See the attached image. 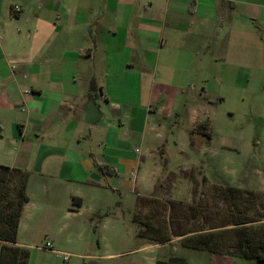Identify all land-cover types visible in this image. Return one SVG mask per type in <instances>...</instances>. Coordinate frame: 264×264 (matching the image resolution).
I'll return each mask as SVG.
<instances>
[{"label":"crops","instance_id":"crops-1","mask_svg":"<svg viewBox=\"0 0 264 264\" xmlns=\"http://www.w3.org/2000/svg\"><path fill=\"white\" fill-rule=\"evenodd\" d=\"M236 73L264 74V0H0V167L29 174L16 244L29 264H108L135 236L155 264L172 241L108 211L129 197L138 227L139 197L175 173L169 145L210 143L194 132L212 133L208 85Z\"/></svg>","mask_w":264,"mask_h":264},{"label":"rangeland","instance_id":"rangeland-1","mask_svg":"<svg viewBox=\"0 0 264 264\" xmlns=\"http://www.w3.org/2000/svg\"><path fill=\"white\" fill-rule=\"evenodd\" d=\"M208 87L214 88L221 96L210 101L208 110L212 140L206 147L202 145L195 147L197 142L193 138L192 148L186 149L185 153H180L171 143L168 148L167 169L169 172L175 171V174H166L161 181L165 187L150 201L144 200L143 207L137 210L145 220H148L145 214H150V222L156 227L167 226L166 233L183 232V226L186 225L183 223V205L184 211L192 206L202 209L208 217L206 220L209 224L210 221L214 224L230 223L233 220L234 207L220 196L215 189L217 186L229 185L244 191L254 190L264 193V74L243 77L236 73L233 83L225 79L222 83L209 84ZM187 119L188 116L184 112L181 119L183 126H186ZM182 168L189 170H178ZM180 179H183V186ZM16 183L20 184L19 177ZM172 184L178 187L180 193H183L176 195L178 203L176 207L173 206L174 211L169 222L170 204L168 202L172 200V196H168V192ZM120 199L124 204L117 206L115 203L108 213L119 215L120 220L127 225L125 232L128 229L129 233L135 234L138 227L133 223V207L132 205L128 207L131 199L126 196L118 197V201ZM16 200L12 193L1 201L5 215L16 208L14 203ZM9 201L12 203L11 206H7ZM238 201L240 202L237 207L240 211L245 208L249 213L256 211L248 201L240 199ZM100 218L101 216H98L97 219ZM194 221H191L193 225L190 227H202L201 217L197 222ZM4 226L5 223H0V229ZM231 237L232 234H230ZM172 239L169 245L156 246L154 251L151 250L148 253L149 257L156 258L155 264H264V262L233 256L236 255L234 253L212 254L207 251L187 249L178 241L179 237L172 236ZM137 242L135 236L127 244L120 243L115 252L121 255L114 257L113 260H107L106 263L151 264L142 258L140 253L142 250H137ZM4 244L5 242L0 241V252ZM87 263L90 264L88 261Z\"/></svg>","mask_w":264,"mask_h":264},{"label":"trees","instance_id":"trees-1","mask_svg":"<svg viewBox=\"0 0 264 264\" xmlns=\"http://www.w3.org/2000/svg\"><path fill=\"white\" fill-rule=\"evenodd\" d=\"M196 130L208 138L212 137V133L207 131L206 125L200 126ZM18 177L20 184L16 183ZM28 180L29 174L26 172L5 166L0 167V223H5V226L0 229V241L5 242L0 252V264H29L30 251L16 246L19 220L23 206L28 201L26 193ZM215 189L234 207L233 220L230 223L214 224L210 221L209 224L206 220L208 217L202 209L192 206L187 212L184 211L183 205V223L186 224L183 226V232L166 233L167 226L156 227L150 222V214H145L148 217V220H145L141 217L140 212L136 211L134 221L138 224L139 237L156 243H166L172 240V236H183L181 244L187 249L207 251L212 254L234 253L236 255L233 256L264 262V193L254 190L244 191L229 185L217 186ZM12 193L17 198L14 202L16 208L5 215L1 201ZM146 198L139 197L138 208L143 207L144 200L152 199ZM238 199L248 201L256 211L249 213L247 208L240 211V208L237 207L240 202ZM76 202L75 199V205H77ZM168 203L170 204L169 222H171L172 211L178 202L170 200ZM11 204L9 201L7 206H11ZM200 217L202 218V227H190L193 225L191 221L197 222ZM230 234H232L231 238Z\"/></svg>","mask_w":264,"mask_h":264},{"label":"built area","instance_id":"built-area-1","mask_svg":"<svg viewBox=\"0 0 264 264\" xmlns=\"http://www.w3.org/2000/svg\"><path fill=\"white\" fill-rule=\"evenodd\" d=\"M15 9H16L17 11H21V8H20V7H16ZM46 247H47V248H52V245H51L50 243H47V244H46ZM64 259H65V261H68V260H69V255H68V254L65 255Z\"/></svg>","mask_w":264,"mask_h":264}]
</instances>
